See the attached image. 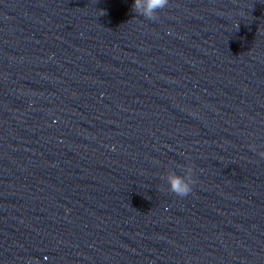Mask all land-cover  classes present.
Instances as JSON below:
<instances>
[{"label":"clouds","instance_id":"clouds-1","mask_svg":"<svg viewBox=\"0 0 264 264\" xmlns=\"http://www.w3.org/2000/svg\"><path fill=\"white\" fill-rule=\"evenodd\" d=\"M168 5L169 0H134L132 10L138 16L155 21L158 19L159 12L168 7ZM259 155L264 157V151L260 152ZM162 179L166 180L168 190L180 198L188 196L192 192V186L195 183L192 178L191 168L184 170L183 175L173 171L166 177H162Z\"/></svg>","mask_w":264,"mask_h":264}]
</instances>
